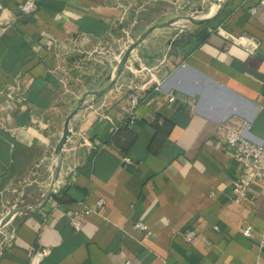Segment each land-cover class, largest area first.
I'll list each match as a JSON object with an SVG mask.
<instances>
[{
	"label": "crops",
	"instance_id": "1",
	"mask_svg": "<svg viewBox=\"0 0 264 264\" xmlns=\"http://www.w3.org/2000/svg\"><path fill=\"white\" fill-rule=\"evenodd\" d=\"M24 1L0 0V219L43 203L67 117L129 44L203 3L38 0L23 16ZM243 34L257 50L225 38ZM145 68L159 83L145 84ZM136 85L146 91L130 124ZM234 119L264 145V0H226L210 24L154 31L115 88L72 118L50 198L0 230V264H264V185L235 201L245 169L223 143Z\"/></svg>",
	"mask_w": 264,
	"mask_h": 264
},
{
	"label": "built area",
	"instance_id": "2",
	"mask_svg": "<svg viewBox=\"0 0 264 264\" xmlns=\"http://www.w3.org/2000/svg\"><path fill=\"white\" fill-rule=\"evenodd\" d=\"M38 0H25L22 4H20L19 9L23 16H27L32 14L37 7ZM256 10L254 9V13ZM218 33L223 34L221 27H218L216 30ZM224 35V34H223ZM225 38L231 44L240 46L244 48L248 52H254L258 48V43L251 39L247 35H225ZM145 74H148L149 80L145 83L148 85L156 80L155 79V72H152L151 69L145 68ZM157 83L158 80H156ZM133 89H130L128 94L129 96V114H128V121L130 124H133L135 120L134 111L136 107L139 105L141 93L146 91V87L144 86H134ZM171 102H176L177 97L172 95L170 96ZM108 120L111 121L109 117H106ZM250 128V124L246 120L241 119H234L230 121L228 124L225 125V132L223 135V143L228 148V153L232 158L235 159L244 169V176L239 178L234 185V194H235V201L241 202L246 199L249 189L253 184L264 185V145L258 144L250 140L246 133ZM101 202L99 203V205ZM86 211L85 213H88ZM74 227L77 231L81 229V221H75ZM136 228L142 230L149 235V231L147 227L143 223H137ZM245 236L251 235V228L247 227L244 231ZM195 237L194 230H187L185 233V238L188 242H192ZM43 255H48L50 250L45 248L41 250ZM126 264H132V262L126 261Z\"/></svg>",
	"mask_w": 264,
	"mask_h": 264
},
{
	"label": "water",
	"instance_id": "3",
	"mask_svg": "<svg viewBox=\"0 0 264 264\" xmlns=\"http://www.w3.org/2000/svg\"><path fill=\"white\" fill-rule=\"evenodd\" d=\"M225 3H226V0H217L216 1L217 10L211 15H207L203 17H197L194 15H178L169 21L162 22V23H155L148 30H146L144 34H142L139 38L133 41L132 44L126 48L125 51H123V55L121 56L119 61L114 66L111 74H109V76L107 77V80H106L107 85L99 90L87 91L82 96V98L78 101L76 108L67 117L63 134L54 151V165H53L54 174L52 177L50 190L45 195L43 203L40 204L39 206L25 205V206H19V207L13 208L5 217L0 219V230L7 227L13 221V219L15 218L17 214L21 212L29 211V210L30 211L31 210H34V211L41 210L44 207V205L50 198L52 189L55 183L57 182L59 175L61 173L62 162L64 158V153H63L64 147L72 133V130L70 128V122L72 118H74L80 111L96 105L98 101L104 95H106L108 92H110L111 90L115 88V86L117 85L122 75H124L127 72L128 62L130 60L132 53L143 42H145L151 36V34L156 30L176 27V26H180L181 24L182 26L180 27H183V29L187 27H193V28L197 27L198 28V27H202L204 25H207V24H210L216 21L219 18L220 13L225 6ZM88 97H92V100L87 101Z\"/></svg>",
	"mask_w": 264,
	"mask_h": 264
},
{
	"label": "rangeland",
	"instance_id": "4",
	"mask_svg": "<svg viewBox=\"0 0 264 264\" xmlns=\"http://www.w3.org/2000/svg\"><path fill=\"white\" fill-rule=\"evenodd\" d=\"M203 3H200L199 4V10L192 13V15L194 16H199V17H203L204 15H206L209 11H210V8L212 7V5H214L212 2H210L209 0H202ZM153 4H155L156 6V2L155 3H152L150 0H133L130 9H136V7H141V9L143 8L144 10L147 9V8H150L153 6ZM167 5H171L170 3H168ZM184 12H179L177 14L178 15H186V14H183ZM158 23H161V22H158ZM182 26V24L180 25ZM180 26H176L174 28H177V29H180L181 27ZM135 41V40H133ZM132 41V42H133ZM132 42L129 44V46L132 44ZM120 59V58H119Z\"/></svg>",
	"mask_w": 264,
	"mask_h": 264
},
{
	"label": "bare ground",
	"instance_id": "5",
	"mask_svg": "<svg viewBox=\"0 0 264 264\" xmlns=\"http://www.w3.org/2000/svg\"><path fill=\"white\" fill-rule=\"evenodd\" d=\"M216 1H217V0H211V2H212L214 5H212V7L210 8V11L206 14V16H207V15H211V14H213V13L217 10Z\"/></svg>",
	"mask_w": 264,
	"mask_h": 264
}]
</instances>
